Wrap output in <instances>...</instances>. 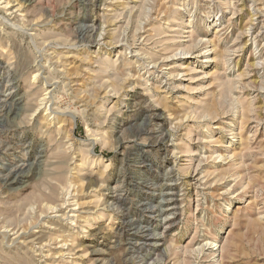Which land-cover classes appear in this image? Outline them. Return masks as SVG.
<instances>
[{"label":"rangeland","instance_id":"374dc122","mask_svg":"<svg viewBox=\"0 0 264 264\" xmlns=\"http://www.w3.org/2000/svg\"><path fill=\"white\" fill-rule=\"evenodd\" d=\"M8 1L0 2V264H264V0ZM190 35L217 38V57L205 45L186 53ZM165 39L180 42L165 55L174 59L150 77L147 57ZM138 77L151 101L131 90ZM151 102L161 109L152 123ZM142 127L155 132L140 141L165 139L129 155ZM172 143L193 157L173 154ZM81 161L79 198L93 205L77 226L49 209L56 201L39 200L56 179L57 198L70 200Z\"/></svg>","mask_w":264,"mask_h":264},{"label":"bare ground","instance_id":"6f19581e","mask_svg":"<svg viewBox=\"0 0 264 264\" xmlns=\"http://www.w3.org/2000/svg\"><path fill=\"white\" fill-rule=\"evenodd\" d=\"M2 1V0H1ZM0 1V2H1ZM8 1V0H7ZM15 1V0H14ZM163 1V0H162ZM164 1H166V0H164ZM186 1V0H185ZM216 1V0H215ZM230 1V0H229ZM4 2V1H3ZM9 2H10V0L6 3L5 2V5H4V3H3V5L4 6H6V4H7V6L9 5ZM13 2V1H12ZM212 2V1H211ZM14 3V2H13ZM175 3V2H174ZM216 3V2H215ZM231 3H232V1H231ZM165 4L166 3H164V6H165ZM234 4V3H233ZM10 5H12L11 4V2H10ZM20 5V4H19ZM19 5H17V6H13L12 7V9L11 10H13V8H15V9H17L18 10V12H19V10L21 9L20 8V6ZM45 5V4H44ZM96 5V4H95ZM167 5V4H166ZM172 5V4H171ZM174 5V4H173ZM250 5V4H249ZM251 6V5H250ZM264 6V5H263ZM3 7V6H2ZM9 7V6H8ZM236 7V6H235ZM106 8V7H105ZM148 8H149V6H148ZM165 8V7H164ZM168 8H169V4H168ZM240 8V7H239ZM4 9V8H3ZM6 9V8H5ZM9 9V8H8ZM150 9V8H149ZM166 9V8H165ZM7 10V9H6ZM163 10V9H162ZM8 11V10H7ZM10 11V10H9ZM20 11H22V10H20ZM116 11V10H115ZM167 12H169V11H167ZM10 13H11V11H10ZM20 13V12H19ZM15 14H18V13H15ZM264 14V13H263ZM8 15H9V12H8ZM19 15V14H18ZM148 15V14H147ZM22 16V15H21ZM20 16V17H21ZM103 16V15H102ZM102 16H101V18H102ZM154 16V15H153ZM16 17V16H15ZM19 17V16H18ZM25 17V16H24ZM260 17V16H259ZM22 18V17H21ZM24 19V18H23ZM26 19V18H25ZM146 19V18H145ZM261 20V19H260ZM229 21H230V19H229ZM21 22V21H20ZM23 22V21H22ZM32 23V22H31ZM189 23V22H188ZM23 24V23H22ZM171 24V23H170ZM170 24H168V27H167V29L166 30H168V31H172L173 29H172V26L170 25ZM34 25V24H33ZM222 27V24H219L216 28H215V32H214V34L216 35V34H218L219 32H221L222 30H223V28H221ZM38 28V27H37ZM221 28V29H220ZM250 28V27H249ZM185 30V29H184ZM264 30V29H263ZM102 31V30H101ZM140 31H142V30H140ZM40 32V31H39ZM88 32V31H87ZM184 33H192L191 31H189V30H187L186 29V31L184 32ZM100 34V33H99ZM145 34H146V32H145ZM101 35V34H100ZM99 35V36H100ZM192 35V34H191ZM189 36V40H190V44L189 45H187V47H185L184 48V50H185V52L186 53H189V52H191V51H193L194 49H197L198 47H200V46H207V50L206 51H211L212 53L211 54H213V59L212 60H214L217 56V52H218V49L220 48L219 47V45L218 44H216V42L215 41H217V38H215L214 40H213V42L212 41H209V40H207L208 42H205L204 40H202V39H199V38H197V37H195V39H192L191 37H193V36ZM5 36V35H4ZM85 36V35H84ZM168 38V37H167ZM170 38V37H169ZM184 38V37H183ZM187 38V37H186ZM3 39V38H2ZM30 39V38H29ZM137 39V38H136ZM44 40V39H43ZM47 41V40H46ZM136 42V41H135ZM45 43V42H44ZM47 43V42H46ZM180 43V42H179ZM179 43H175L174 41H169V39H165V40H162L161 41V44L159 45V49L157 50V51H154L152 54H149V56L147 57V65H149V66H151L150 67V69L147 71V73L149 74V76L150 77H152V76H154V75H156L157 73H162V72H164V71H162V68L164 67V66H167L166 64H165V62H167V60H169L168 58H171L170 60H173L174 59V56H175V54H172V56H165L166 55V53L168 52H172V49H174V46L176 47V46H178L179 45ZM184 43V42H183ZM45 46H46V44H45ZM182 47V46H181ZM160 48H161V50H160ZM2 49V48H1ZM149 49V48H148ZM6 50V49H5ZM223 50V49H222ZM3 51V50H2ZM127 51H129V50H127ZM52 52V51H51ZM2 53V52H1ZM175 53V52H174ZM177 53V52H176ZM179 53V52H178ZM177 53V54H178ZM200 54V53H199ZM203 55L202 56H208V55H206L207 53L205 52V54L204 53H202ZM59 55V54H58ZM138 58V57H137ZM221 58V57H220ZM139 59V58H138ZM203 59V58H202ZM210 59V58H209ZM224 59V58H223ZM208 60V59H207ZM226 61V60H225ZM259 61H260V59H259ZM52 62V61H51ZM55 62H56V60H55ZM64 62H66V61H64ZM114 62H116V61H114ZM223 62V61H222ZM67 63V62H66ZM65 63V64H66ZM121 63V62H120ZM138 63V62H137ZM175 63V62H174ZM131 64L132 63H127L126 64V66H128V67H130V69H131ZM181 64V63H180ZM201 64V63H200ZM134 65V64H133ZM146 65V64H145ZM144 65V66H145ZM60 66V65H59ZM64 66V65H63ZM135 66V65H134ZM183 66V65H182ZM205 66V65H204ZM65 67V66H64ZM123 67V66H122ZM143 67V66H142ZM168 67V66H167ZM58 68V67H57ZM81 68V67H80ZM59 69V68H58ZM61 69V68H60ZM118 69V68H117ZM129 69V68H128ZM134 69V68H133ZM193 67L192 68H190V69H188V71H190V72H192L193 71ZM73 70V69H72ZM82 70V69H81ZM89 70V69H88ZM186 70V69H185ZM67 71V70H66ZM121 71V70H120ZM126 70H124V72H125ZM135 71V70H134ZM60 72H61V70H60ZM63 72V71H62ZM74 72V71H73ZM79 72V71H78ZM77 72V75L79 74ZM122 72V71H121ZM128 72H131V71H128ZM127 72V73H128ZM136 72V71H135ZM167 72V71H166ZM66 73V72H65ZM169 73V72H168ZM194 73V72H193ZM206 73V72H205ZM72 74V73H71ZM122 74H125V73H123L122 72ZM141 74V73H140ZM164 74V73H163ZM166 74V73H165ZM165 74H164V76H165ZM74 77H75V72H74ZM80 75V74H79ZM82 75V74H81ZM87 76V75H86ZM93 76V75H92ZM136 76H138V75H136ZM160 76V75H159ZM64 77H66V76H64ZM69 77V76H68ZM77 77V76H76ZM131 77V76H130ZM203 77V76H202ZM72 78V77H71ZM103 79V78H102ZM160 79V78H159ZM166 79V78H165ZM106 80V79H105ZM139 80V81H138ZM138 80L137 81H133L134 82V86L132 87V89L131 90H134L135 91V89H139V91L141 92L142 91V93H145L144 94V96H146L147 97V99L149 100V101H151V96H150V94H149V92H150V88H148V85H147V83H142V82H140V81H142L143 79H140V77H138ZM167 80H169V82H167V83H165V85L164 86H162V87H160V88H163L164 90L163 91H165L166 93L168 92V89L167 88H169L170 87V85L172 86V82H170V80H172V77L169 75L168 77H167ZM129 81V80H128ZM173 81V80H172ZM55 82V81H54ZM59 82V81H58ZM102 82V81H101ZM145 82H147L146 80H145ZM80 83V82H79ZM103 83V82H102ZM156 83V82H155ZM164 83V82H163ZM58 84V83H57ZM56 84V85H57ZM71 84V83H70ZM76 84V83H75ZM105 84V83H104ZM130 84V83H129ZM151 84H153V83H151ZM159 85V84H158ZM154 86V85H153ZM176 86V85H175ZM106 87V86H105ZM130 87V86H129ZM170 89V88H169ZM103 90V89H102ZM153 90H154V88H153ZM80 91V90H79ZM82 91V90H81ZM106 94V93H105ZM165 95V94H164ZM142 96H143V94H142ZM166 96H167V94H166ZM39 97H40V95H39ZM47 97H48V95H47ZM158 98V97H157ZM42 99V98H41ZM40 99V100H41ZM173 99V98H172ZM39 100V99H38ZM49 100V99H48ZM50 101V100H49ZM153 101V100H152ZM173 101V100H172ZM51 102V101H50ZM146 102H147V100H146ZM38 103V102H37ZM39 103H40V105L39 106H41V102L39 101ZM38 103V104H39ZM42 103H43V100H42ZM46 103V102H45ZM152 103V102H151ZM100 104V103H99ZM45 105V104H44ZM48 105V104H47ZM139 105V104H138ZM150 105V107L148 108V110L146 111L148 114L146 115L148 118L146 119V120H148V122H150V123H152L153 121H156V120H160V114H159V112H158V110L160 111L161 109H160V105H159V103H152V104H148V106ZM179 105V104H178ZM38 106V107H39ZM51 106V105H50ZM48 107V106H47ZM141 107V106H140ZM147 107V106H146ZM164 107V106H163ZM174 107V106H173ZM195 107V106H194ZM41 108H42V106H41ZM138 108V107H137ZM145 108V107H144ZM196 108V107H195ZM241 108V107H240ZM37 109V108H36ZM98 109V108H97ZM142 108H138V110H141ZM238 109H239V107H238ZM249 109V108H248ZM48 110H51V109H48ZM99 110V109H98ZM97 110V111H98ZM143 110V109H142ZM250 110V109H249ZM11 111V110H10ZM52 111V110H51ZM107 111V110H106ZM179 111H181V110H179ZM37 112V111H36ZM139 112V111H138ZM240 112H241V110H240ZM35 113V112H34ZM162 113H164V111L162 110V112H161V114ZM206 113V110H204V109H200L199 111H198V114H205ZM47 114V113H46ZM59 114V113H58ZM105 114V113H104ZM196 114V113H195ZM11 115V114H10ZM15 115V114H14ZM13 115V116H14ZM50 115H52V114H50ZM189 115V114H188ZM192 115V114H191ZM16 116V115H15ZM55 116V115H54ZM53 116V117H54ZM59 116V115H58ZM61 116H62V114H61ZM167 116H168V118H169V120L171 119V117H172V115H171V113L170 114H167ZM187 115H185L184 116V118L186 117ZM31 117H32V115H31ZM30 117V118H31ZM48 117V116H47ZM46 117V118H47ZM179 117V116H178ZM203 117H205L204 115H203ZM46 118H44L43 117V119H42V121L41 122H43V120H44V123L47 121L46 120ZM54 119V118H53ZM57 119V118H56ZM202 119V118H201ZM73 120H74V118L72 117V122H71V125H72V127H73V125H74V123H73ZM178 120H179V118H178ZM152 121V122H151ZM172 121V120H171ZM174 121V120H173ZM48 122V121H47ZM52 122V121H51ZM58 122H60L61 124H63L62 122H63V118H62V120L61 119H58ZM67 122V121H66ZM145 122V121H144ZM144 122H143V124H144ZM169 123H170V121H168ZM33 123V122H32ZM149 123V124H150ZM56 124H57V122H56ZM61 124H59V126L57 125V127H56V129L58 130V132L61 130ZM142 124V125H143ZM148 124V123H147ZM50 124H49V122L47 123V126H49ZM170 125H171V123H170ZM172 125H174V127H177V129H179V127H180V124H178V122H177V119L175 120V122L172 124ZM51 126V125H50ZM147 126V125H146ZM156 126V125H155ZM157 126H158V124H157ZM44 127H46V125L44 126ZM69 127V126H68ZM140 127V126H139ZM138 127V128H139ZM49 128V127H48ZM71 127H69V129H70ZM143 129H137L136 131H135V133H134V137H136V138H133V139H129L128 140V142H127V144H128V148L127 149H129L128 150V154L129 155H131V153L133 152V151H136L135 149L136 148H138V151H140V153L141 154H144V153H146L147 151H145L144 149L146 148V147H152V145L155 143L156 144V142H160V143H163V141H164V136H166V135H164V136H161V137H159L158 139H157V141H148L147 139L146 140H142V141H140V139H138L139 137H140V135L141 134H150L151 135V133H154L155 131L154 130H152L151 131V133L149 132V133H145V131H144V128L145 127H142ZM196 128V127H195ZM46 129V128H45ZM153 129H155V128H153ZM176 129V130H177ZM70 131H71V129H70ZM69 131V132H70ZM175 131V130H174ZM179 132V131H178ZM194 132V131H193ZM57 133V132H56ZM72 133V132H71ZM67 134V133H66ZM69 134V133H68ZM170 134V133H169ZM174 135V134H173ZM67 136V135H66ZM139 136V137H138ZM68 137V136H67ZM94 137V136H93ZM156 137V136H155ZM234 137V136H233ZM57 138V137H56ZM73 138V137H72ZM152 139V138H151ZM203 139V138H202ZM201 139V140H202ZM73 140V139H72ZM239 141H240V139H239ZM69 142H71V141H69ZM168 142V141H167ZM66 144V143H65ZM89 144V146L91 147V152H92V149H93V144H94V142L93 141H91L90 143H88ZM158 144V143H157ZM173 144V143H172ZM240 145V144H239ZM245 145V144H244ZM159 146V145H158ZM178 145H174L173 144V150H172V153L173 154H176V155H178V154H181L182 152H183V154H186L188 157H190V158H192L193 156H191V153H193L194 151V149L193 150H191L190 149V147L188 148V149H185L184 151H179V148L177 147ZM61 149V148H60ZM68 149V148H67ZM73 149V148H72ZM171 149V148H170ZM245 149V148H244ZM67 151V150H66ZM196 151V150H195ZM169 152V151H168ZM171 152V151H170ZM197 152V151H196ZM58 154V153H57ZM172 154V155H173ZM197 155V154H196ZM58 156V155H57ZM203 156V155H202ZM200 157V158H203V157ZM137 157V156H136ZM135 157V158H136ZM178 158V157H177ZM205 158V157H204ZM203 158V159H204ZM214 158V157H213ZM222 159L223 158V156L220 154H218L214 159ZM199 160V159H198ZM177 161V160H176ZM200 161V160H199ZM202 161V160H201ZM145 162V160L144 159H142V161H141V163H144ZM206 162V161H205ZM212 162V161H211ZM83 161H81L79 164H76L75 165V167L73 168V171L74 170H76V174L75 175H70V176H73V179H75V181H73V183H74V186L72 187V189H73V195H71V198H69L70 200H68L67 198H66V200H62L61 198V200H59V198H57V194H56V190L58 189V187H57V184L59 183V179H56V181H57V184H56V181L54 180V182H53V180L51 181V182H53V183H50L49 185H47V187H46V192L42 195L41 194V197H40V200L39 201H41V202H43V205L44 204H46L45 202H47L48 201V199H50V200H53V202H57V204L56 205H54V207L53 208H49V209H52V212H56V213H61L60 214V216H58V217H66L67 215H69V217L72 219V221H73V223H76L77 224V226H78V224L81 222V220L83 221L84 220V222H83V224H85L87 221H88V218H89V214L90 213H92V211L90 212V210H91V206L93 205H91L90 203L88 204V200L86 201L85 200V202L83 201V200H81L80 198L82 197H80L79 198V194H80V192H82L81 191V189H82V187H83V182L79 179V176H80V172H78V169H81V168H83ZM23 166V165H22ZM135 166V165H134ZM24 168V167H23ZM17 169H18V166H17ZM11 170V169H10ZM19 170H20V168H19ZM18 170V171H19ZM21 170H23V169H21ZM20 170V171H21ZM25 170V169H24ZM70 170V169H69ZM12 171V170H11ZM10 171V172H11ZM18 171H14L12 174L13 175H15ZM22 172V171H21ZM23 172H25V171H23ZM70 173V172H69ZM19 174V173H18ZM22 174H24V173H22ZM9 177V176H8ZM6 179V178H5ZM50 179V178H49ZM72 180V179H71ZM70 180V181H71ZM204 180V179H203ZM202 181V180H201ZM55 183V184H54ZM68 183V184H67ZM66 184H67V186H65V187H67V189H69V188H71V186L73 185V183H69V181L67 182ZM65 184V185H66ZM72 184V185H71ZM92 184V183H91ZM59 186H60V183L58 184ZM63 187V186H62ZM64 188V187H63ZM62 189V188H61ZM65 190H66V188H65ZM70 190V189H69ZM68 190V192L67 193H70L71 191H69ZM61 191V190H60ZM63 191V190H62ZM87 191V190H86ZM66 193V194H67ZM72 193V192H71ZM65 194V195H66ZM61 195H63V194H61ZM83 195V194H82ZM165 195V194H164ZM60 196V195H59ZM90 196V195H89ZM96 196V195H95ZM62 197V196H61ZM70 197V196H69ZM93 197V196H92ZM118 199L120 200L121 199V197L118 195H116V197H115V200H117V202H118ZM87 202V203H86ZM96 202V201H95ZM110 203H111V201H110ZM66 204H68V205H66ZM117 204V203H116ZM66 205V206H65ZM91 205V206H90ZM96 205V204H95ZM98 205V204H97ZM72 206V207H71ZM43 207V206H42ZM45 207H47V205L45 206ZM102 208V207H101ZM48 209V208H47ZM96 209V208H95ZM94 209V210H95ZM64 210H66L65 211V213L63 212ZM41 213V212H40ZM43 214V213H42ZM44 215V214H43ZM42 216V215H41ZM54 216V215H53ZM53 216H51V217H53ZM91 216V215H90ZM64 219V218H63ZM62 219V220H63ZM68 219V218H67ZM69 220V219H68ZM97 220V219H96ZM70 221V220H69ZM139 223V222H138ZM73 225V224H72ZM75 225V224H74ZM140 225V224H139ZM35 226V225H34ZM42 226V225H41ZM36 227V226H35ZM78 228H80V231H82L81 230V227L79 226ZM90 228V227H89ZM17 229V228H16ZM23 229V228H22ZM39 229V228H38ZM14 230V229H13ZM44 230V229H43ZM15 231V230H14ZM20 231V230H19ZM75 232V231H74ZM144 233V232H143ZM84 235V234H83ZM53 236H55V235H53ZM73 236V235H72ZM75 237V236H74ZM33 238V237H32ZM57 238V237H56ZM60 238V237H59ZM59 238H58V240H59ZM154 238V237H153ZM64 239V238H63ZM66 239V238H65ZM63 240V241H60L59 243H57V244H59V247H58V249H55V253H54V256L56 257V255L55 254H57V256L59 255V256H62L63 255V252H65L64 250H66L65 249V246L66 245H68L67 243L68 242H72V240H74V239H70V237H69V239H67V240ZM204 239V238H203ZM21 240H23V239H21ZM62 240V239H61ZM70 242V243H71ZM127 242V241H126ZM203 242V241H202ZM30 242H28L27 244H29ZM66 243V244H65ZM142 243V242H141ZM158 243V242H157ZM36 245H38V244H36ZM129 245V244H128ZM149 245V244H148ZM49 246V245H48ZM209 246V245H208ZM214 246H217V245H214ZM213 245L211 246V247H208L207 248V250H210L211 251V249H212V247H214ZM67 247V246H66ZM68 247H69V245H68ZM129 247V246H128ZM133 247H134V245H132L131 247H129V250L130 249H132L133 250ZM40 249V248H39ZM50 250V249H49ZM128 250V249H127ZM206 250V251H207ZM37 253V252H36ZM215 253V252H214ZM35 254V253H34ZM7 255V254H6ZM39 255V254H38ZM48 255V254H47ZM51 255V254H50ZM53 255V254H52ZM125 255V254H124ZM45 256V255H44ZM43 256V257H44ZM18 257V256H17ZM47 257V256H46ZM63 258V257H62ZM69 258V257H68ZM60 259V258H59ZM69 260V259H68ZM140 262V261H139ZM74 263V262H73ZM53 264V263H52Z\"/></svg>","mask_w":264,"mask_h":264}]
</instances>
